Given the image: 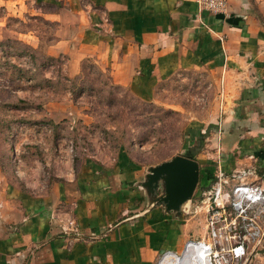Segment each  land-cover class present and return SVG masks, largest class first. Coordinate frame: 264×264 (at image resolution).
Returning <instances> with one entry per match:
<instances>
[{"label": "crops", "instance_id": "crops-1", "mask_svg": "<svg viewBox=\"0 0 264 264\" xmlns=\"http://www.w3.org/2000/svg\"><path fill=\"white\" fill-rule=\"evenodd\" d=\"M51 1L42 12L56 22L46 53L66 55L68 74L91 59L149 100L176 70H206L233 95L218 150L264 157V0H226L224 16L194 0ZM82 156L44 153L43 163L14 166L0 151V264H154L161 238L181 228L178 211L158 202L160 187L143 186L155 164L127 153ZM69 216L75 234L60 230Z\"/></svg>", "mask_w": 264, "mask_h": 264}, {"label": "rangeland", "instance_id": "rangeland-1", "mask_svg": "<svg viewBox=\"0 0 264 264\" xmlns=\"http://www.w3.org/2000/svg\"><path fill=\"white\" fill-rule=\"evenodd\" d=\"M53 4L0 0V151L11 154L14 166L20 158L27 166L43 163L44 153H69L78 161L98 151L127 153L145 166L190 154L198 164L195 188L178 210L181 228L159 244V250L177 251L186 236L203 233V214L187 209L208 183L218 157L228 168L246 154L218 150L232 93H224L221 79L215 82L203 69L176 70L156 84L149 100L112 83L91 59H82L78 71L68 74L66 55L46 53L56 22L42 12L53 10ZM49 169L42 167L45 175ZM254 264H264V248Z\"/></svg>", "mask_w": 264, "mask_h": 264}, {"label": "built area", "instance_id": "built-area-1", "mask_svg": "<svg viewBox=\"0 0 264 264\" xmlns=\"http://www.w3.org/2000/svg\"><path fill=\"white\" fill-rule=\"evenodd\" d=\"M194 1L203 11L227 14L226 0ZM242 160L225 168L218 157L187 209L203 214V233L188 236L177 251L159 250L154 264H254L264 248V157L251 152ZM60 230L75 234L78 226L69 216Z\"/></svg>", "mask_w": 264, "mask_h": 264}, {"label": "water", "instance_id": "water-1", "mask_svg": "<svg viewBox=\"0 0 264 264\" xmlns=\"http://www.w3.org/2000/svg\"><path fill=\"white\" fill-rule=\"evenodd\" d=\"M198 179L197 162L184 155H174L148 168L143 186L150 191L160 187L157 197L166 211H178L190 199Z\"/></svg>", "mask_w": 264, "mask_h": 264}, {"label": "trees", "instance_id": "trees-1", "mask_svg": "<svg viewBox=\"0 0 264 264\" xmlns=\"http://www.w3.org/2000/svg\"><path fill=\"white\" fill-rule=\"evenodd\" d=\"M28 56H29V58L31 59V60H34L35 59V57H34V55L33 54H28ZM47 60H52V58L51 57H45ZM118 86V85H117ZM20 102V101H19ZM194 148H196V147H194ZM191 149L192 148H189V149H187V151L188 152H190L191 151ZM184 156H187V157H190L191 158V156H190V154H186V155H184Z\"/></svg>", "mask_w": 264, "mask_h": 264}]
</instances>
